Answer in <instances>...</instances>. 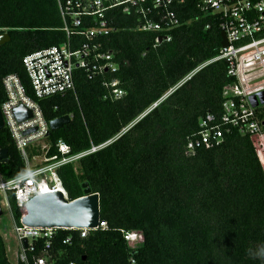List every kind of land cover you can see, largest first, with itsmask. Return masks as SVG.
<instances>
[{
  "label": "trees",
  "instance_id": "obj_1",
  "mask_svg": "<svg viewBox=\"0 0 264 264\" xmlns=\"http://www.w3.org/2000/svg\"><path fill=\"white\" fill-rule=\"evenodd\" d=\"M176 11L182 24L159 45L157 34L134 29L132 17L109 14L114 29L102 39L103 49L118 64L114 77L124 90L122 98L103 100L101 78L88 81L74 71V92L38 101L48 123L70 117L67 125L49 130L48 157L56 154L58 140L75 154L118 135L103 149L57 169L68 200L83 196V183L98 195L99 221L106 228L84 239L58 229L51 253L65 254L56 264H130V258L133 264H264V170L249 138L229 129L220 143L184 153L199 120L220 110L221 88L230 81L226 62L203 67L150 108L220 49L218 21L196 0ZM61 26L56 0H0V34L9 37L0 45V104L5 100L1 80L8 74L17 75L31 95L21 59L65 42ZM2 149L7 159L0 161L1 178L23 174L5 128ZM7 205L20 225L24 208L16 207L11 193ZM121 230L141 232L137 249L127 248ZM68 234L72 243L62 246ZM0 264H11L1 235Z\"/></svg>",
  "mask_w": 264,
  "mask_h": 264
},
{
  "label": "built area",
  "instance_id": "obj_2",
  "mask_svg": "<svg viewBox=\"0 0 264 264\" xmlns=\"http://www.w3.org/2000/svg\"><path fill=\"white\" fill-rule=\"evenodd\" d=\"M186 1L56 0L65 42L31 52L21 59L31 95L17 75L8 74L1 80L5 95V100L0 104L3 128L7 130L25 169L23 174L10 179L5 180L0 176V193L6 205L8 193L13 195L19 209L24 208L31 197L43 193L60 191L68 199L57 169L103 149L118 137L116 135L99 145L91 144L87 150L75 154H71L69 146L58 140L55 144L56 154L48 157L49 146L44 140L49 127L38 104L41 99L74 92V71H81L88 81L100 77L105 89L103 100L115 101L124 96L120 81L114 77L118 64L113 54L103 49L102 39L114 29L109 14L119 11L132 17L136 21L134 29L157 34L155 44L159 45V37L163 38L161 43L170 41V31L182 24L176 9ZM196 5L217 19L227 46H220L217 56L187 73L150 108H154L203 67L224 60L230 81L221 88L220 110L218 114L207 113L199 120L198 129L188 138L184 153L187 155L199 148L216 145L221 142L224 132L234 129L249 138L264 170V104L252 107L249 102L251 96H264V0H196ZM104 74L110 77L103 78ZM19 106L30 112L28 119L17 121L14 109ZM105 228L106 224L99 221L94 229L68 230L84 239L90 232ZM57 230L31 228L13 222L12 231L18 245L17 262L56 264L65 254L63 250L51 253ZM120 234L130 251L142 243L139 231L121 230ZM71 243L72 234L61 240V245L65 247ZM38 248L39 254L36 255ZM129 262L134 263L131 258ZM68 264L76 263L71 261Z\"/></svg>",
  "mask_w": 264,
  "mask_h": 264
},
{
  "label": "water",
  "instance_id": "obj_3",
  "mask_svg": "<svg viewBox=\"0 0 264 264\" xmlns=\"http://www.w3.org/2000/svg\"><path fill=\"white\" fill-rule=\"evenodd\" d=\"M163 38H158V44ZM220 46L226 47L224 33H220ZM6 33L0 34V45L8 42ZM258 97V99H257ZM249 98L250 105L257 107L264 104V96L258 94ZM17 121H23L30 117V112L23 106L14 109ZM70 118L65 115L48 123L49 130H57L67 125ZM3 128V119L0 112V130ZM28 131L25 132L27 134ZM7 152L0 150V161H6ZM83 196L75 200L65 199L60 191L43 193L31 197L24 205V215L20 223L26 227L43 229H94L99 223L98 195L91 193L87 183L81 184ZM1 215V206H0ZM24 246H26L24 242ZM83 260V259H82Z\"/></svg>",
  "mask_w": 264,
  "mask_h": 264
},
{
  "label": "rangeland",
  "instance_id": "obj_4",
  "mask_svg": "<svg viewBox=\"0 0 264 264\" xmlns=\"http://www.w3.org/2000/svg\"><path fill=\"white\" fill-rule=\"evenodd\" d=\"M262 157L264 158V155H262ZM0 206H1L0 235L3 239L6 257L11 264H16L18 245L14 239V235L12 231L13 220L11 218L9 209L7 208L4 196L1 193H0Z\"/></svg>",
  "mask_w": 264,
  "mask_h": 264
}]
</instances>
